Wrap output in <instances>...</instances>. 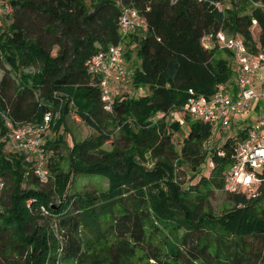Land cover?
Segmentation results:
<instances>
[{
    "label": "trees",
    "instance_id": "16d2710c",
    "mask_svg": "<svg viewBox=\"0 0 264 264\" xmlns=\"http://www.w3.org/2000/svg\"><path fill=\"white\" fill-rule=\"evenodd\" d=\"M0 5L10 8L0 26V138L6 132L3 116L23 124L50 114L58 129L74 112L95 132L71 148L62 136L47 141V151L68 153V172L51 158L54 180L47 182L33 174L23 153L10 152L0 142V264H129L126 258L99 259L97 250L109 238L131 248L147 247L150 259L159 261L154 242L161 235L174 264H264V185L249 197L227 194L232 207L217 218L191 205L190 193L173 182V164L188 165L200 176L190 189L198 201L222 191L234 137L208 156L213 167L208 165L205 176L202 146L211 126L184 115L188 132L177 151L171 137L179 124L173 120L166 128L165 123L189 97L208 98L217 85L232 81V67L218 50L203 48L204 36L223 31L241 37L249 48L258 43L264 49V0H0ZM123 6L135 9L146 24L143 35L126 42L125 58H133V86L145 87L147 94L116 96L112 112H106L86 63L120 41ZM157 114L163 117L153 121ZM109 125L119 128L124 145L112 141L105 151L112 138ZM146 155L156 160L150 169ZM77 176L106 178L108 188L69 195ZM48 220H53L50 227ZM215 227L222 234L210 237L208 229ZM119 249L116 254L126 256Z\"/></svg>",
    "mask_w": 264,
    "mask_h": 264
},
{
    "label": "built area",
    "instance_id": "2783aa9c",
    "mask_svg": "<svg viewBox=\"0 0 264 264\" xmlns=\"http://www.w3.org/2000/svg\"><path fill=\"white\" fill-rule=\"evenodd\" d=\"M9 13L8 5H0V26L3 16ZM138 30L146 31L145 21L135 9L123 6L118 22L120 41L106 51H99L86 63L88 74L95 78L100 89L106 112H112L114 99L120 90L122 94L131 93L127 84L132 71L125 65V39ZM201 44L207 50L228 52L236 69H232L231 82L217 85L208 98L202 95L189 97L181 112L193 121L210 125L213 131L229 127L230 116L246 112L252 103L256 104L257 111L259 108L264 111V49L258 43L253 49L249 48L241 37L230 36L223 31L214 36H204ZM73 115L74 121L79 122V117ZM50 118V114H45L39 122L13 124L3 116L6 132L0 142H5L10 152L23 153L24 161L41 182H47L51 177L49 155L43 139ZM233 141L232 162L222 174V191L231 195L253 196L264 185V115L252 121ZM217 155L223 157L224 152L219 151ZM208 165L213 167L212 161ZM3 190L0 178V201ZM41 210L46 214L44 208Z\"/></svg>",
    "mask_w": 264,
    "mask_h": 264
},
{
    "label": "rangeland",
    "instance_id": "374dc122",
    "mask_svg": "<svg viewBox=\"0 0 264 264\" xmlns=\"http://www.w3.org/2000/svg\"><path fill=\"white\" fill-rule=\"evenodd\" d=\"M221 9L223 8V5L220 4ZM2 24V21H1ZM7 24V22H5ZM251 32L253 35V38L255 41H257L258 38V28L253 26L251 28ZM137 36H140L142 34L141 30H138ZM135 34V33H134ZM133 35V34H132ZM128 36L127 40L132 36ZM136 50L133 52V57L136 59ZM217 56L219 58L227 60L228 64L230 65V69L235 70V65L233 66L232 60L230 59V56L227 54V52L223 50H218ZM133 59V58H132ZM132 59L127 60L125 58V65L127 68H129L132 71L131 68V62ZM138 61V60H137ZM231 61V62H230ZM1 68V67H0ZM233 73V71H232ZM2 75V71L0 69V77ZM233 76V75H232ZM128 88L131 91L129 95L122 94L123 92L120 90L119 95H126L133 96L134 98L143 97L147 94L145 87H134L132 84V81L128 82ZM140 93V94H138ZM117 95V96H119ZM74 112H70L66 118L65 122L56 129L54 127V123L48 124V129L43 134V139L45 141V147L48 140L52 139H58L60 136L64 138L65 144L71 148L74 141L83 140L86 137H88L91 134H94V130H92L90 127L86 126L81 120L79 122L74 121ZM264 115V111L262 108H259V110H256V104L252 103V106L249 110L246 112L240 114V115H231V121L230 125L227 128H217L212 131L211 137L209 140H207L203 146L202 151L207 153V157L201 166V173H204L205 176L208 174V163H209V157L210 154L216 149L220 148L227 137H235L239 132H241L243 129L248 127L252 121L256 120L258 117H262ZM162 114H157L153 121H156L160 118H162ZM176 121L179 124V132H172L171 137V143L175 148H177V151L179 150V145L181 144L182 138L186 136L188 132V123L185 119L184 113L181 111L172 112L169 115L165 117V123L166 128L171 124V121ZM193 121V120H189ZM107 131L111 132L112 138L110 141L105 143V145L102 147L105 151H110L112 149L111 142L114 141L116 145L123 146L124 141L121 139L119 135V128L115 127L114 125H109L107 127ZM48 147V146H47ZM6 152H9L8 150H5ZM63 152V150H62ZM60 153H53L51 150L48 151L50 164L51 158L53 161V165L58 164L59 168L63 170L64 172H68V162H67V156L68 153L61 154ZM145 165L148 169L155 166L156 160L150 159L148 155L145 157ZM174 166V176H173V182L179 183L182 185V187L185 189V191H188L190 194V200L191 205L192 203L198 204L197 208L198 210L203 214H210L213 217H220L224 212L228 211L232 207V203L228 201V196L226 193H224L221 190H214L209 195H207L206 198H203L198 201L196 196H198L197 193L194 191H190V189L197 184V182L200 180V176L195 174V171L190 170V167L188 165L184 166H177L176 163L173 164ZM51 177L54 180L53 174L51 173ZM108 188V180L106 178L100 177V176H77L72 179L71 185L67 189V194H79L80 196H83L85 194L91 193V194H98L100 192L106 191ZM6 193V192H5ZM53 202L55 204H59V199L55 197L53 199ZM40 224L43 222L40 221ZM49 227L52 226L53 220H48ZM210 230V237H217L220 236L221 230L217 227L214 229H208ZM183 230H179L178 234L181 236L183 234ZM163 234L167 235L168 239L171 237L170 233L167 234L165 231ZM169 241V240H168ZM128 245L115 242L113 238H109L104 242L103 247L97 250V253L99 254V259H102L103 257L108 258V261L113 263L115 259L117 260L121 258H126L128 260L129 264H174L172 260H170L166 253H167V244L166 239L163 238L161 235L160 237H157L156 241L154 242L155 248H157V253L159 254L160 258L159 261H155L153 259H150V250L147 247H143L141 250L140 248L133 247L131 248V244L127 243ZM105 245V246H104ZM258 247V245H256ZM104 248V249H103ZM108 248V251L106 250ZM119 248H121V252H125L124 257H119L116 253L119 252ZM180 248V246H179ZM120 261H118L116 264H119ZM194 264H206L201 263L200 261L194 263Z\"/></svg>",
    "mask_w": 264,
    "mask_h": 264
},
{
    "label": "crops",
    "instance_id": "0c3cea01",
    "mask_svg": "<svg viewBox=\"0 0 264 264\" xmlns=\"http://www.w3.org/2000/svg\"><path fill=\"white\" fill-rule=\"evenodd\" d=\"M143 34H144V33L142 32L141 35H143ZM131 35H132V34H131ZM133 35H134V36H137V33H135V34H133ZM141 35H140V36H141ZM132 49H134V47H133Z\"/></svg>",
    "mask_w": 264,
    "mask_h": 264
}]
</instances>
